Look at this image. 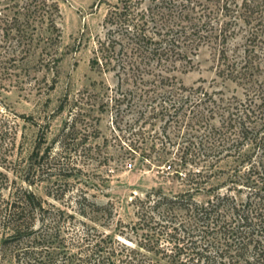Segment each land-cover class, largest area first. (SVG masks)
Masks as SVG:
<instances>
[{
  "label": "trees",
  "instance_id": "trees-1",
  "mask_svg": "<svg viewBox=\"0 0 264 264\" xmlns=\"http://www.w3.org/2000/svg\"><path fill=\"white\" fill-rule=\"evenodd\" d=\"M250 3L108 4L102 35L93 37L90 67L113 70L128 93L144 95L127 121L128 130L137 126L131 134L141 140L130 138L121 153L143 158L154 152L164 162L174 150L166 167H172L182 188L134 197L135 219L119 224L128 242L98 231L89 223L92 215L110 217L111 209L97 203L87 188L68 194L73 204L68 213L31 189L51 181L54 191L44 194L61 200L63 186L72 187L67 179L78 171L79 144L73 140L86 138V119L79 110H68L47 142V118L37 123L30 115H17L33 124L36 134L27 153L5 165L11 177L0 170V251L11 245L17 264H264V21L252 15ZM56 14L55 0H0V86L4 79L23 78L19 72L28 64L51 71L54 79L60 60ZM236 38L230 48L229 40ZM203 46L213 49L218 74L234 81L242 96L185 86L177 78L176 71L190 68ZM123 100L128 109L136 107L131 95ZM65 102L63 95L56 112ZM150 119L164 120L162 132L173 123L175 134L141 145V128ZM74 215L80 231L74 242H65L58 236ZM71 246L78 251L69 253Z\"/></svg>",
  "mask_w": 264,
  "mask_h": 264
},
{
  "label": "rangeland",
  "instance_id": "rangeland-1",
  "mask_svg": "<svg viewBox=\"0 0 264 264\" xmlns=\"http://www.w3.org/2000/svg\"><path fill=\"white\" fill-rule=\"evenodd\" d=\"M55 1V21L60 31V60L56 76L53 79L51 71L28 64L19 72L24 75L23 78L4 79L0 86V170L7 171V175L11 177L10 172L4 169L5 165H10L8 161L17 159L19 155L24 156L36 134V127L17 115H30L37 123H43L44 117L47 118L45 139L48 142L59 129L68 110H79L81 118L84 117L87 122L84 132L86 138L73 140L79 144L75 152V166L78 171L75 170V174L67 179L72 187L63 186L65 190L61 200H54L44 194L48 189L54 191L56 184L51 181L40 182L31 186V189L54 207L68 213L72 210L70 205H73L68 194L73 195L79 187L87 188L97 203L107 204L111 209L110 217L100 213L93 214L89 223L94 224L98 231L110 233L119 240L128 242L120 236L119 224L123 225L135 219L136 208L132 201L134 197L142 198L150 190L160 189L171 194L182 188L180 181L172 174V167H166L171 162L174 150L166 154L164 162L156 158L154 152L143 158L137 154L130 158L121 153V146L125 147L130 138L139 137L138 141L141 140L139 135L131 134L137 126L128 130L127 121L135 116L144 95L141 97L128 93L126 84L114 75L113 70L90 67L89 64L93 37L102 35L101 21L106 7L116 0ZM235 1L239 3V0ZM248 1L251 2L249 6L252 15L264 21V0ZM236 41L237 38L229 40V45L232 44L230 48ZM260 46L264 51V43ZM219 69L216 53L213 49L203 46L192 56L190 68L182 72L176 71V76L185 86L202 85L208 91L220 89L223 95L242 96L240 87L234 81L218 74ZM53 80L54 83L50 86ZM63 95H66L67 104L62 111L56 112ZM123 95H131L136 107L129 110L125 100L119 102ZM113 96L119 99L118 103L111 99ZM153 120H148L141 128L144 140L141 145L146 147L151 140L158 143L156 137L162 138L166 134L172 137L175 134L173 123L162 132L164 120ZM157 146L158 144L154 150ZM80 147L87 148L83 150L87 157L82 156ZM4 193L6 194V191ZM78 217L74 215L72 220L66 219L58 237L63 236L65 242H74L80 225L73 220ZM76 251L78 250L75 246L68 248L69 253ZM13 254L11 245L0 251L1 264H17Z\"/></svg>",
  "mask_w": 264,
  "mask_h": 264
}]
</instances>
